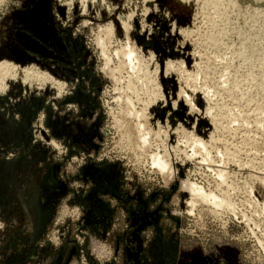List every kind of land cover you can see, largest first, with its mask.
I'll list each match as a JSON object with an SVG mask.
<instances>
[{
	"label": "rangeland",
	"instance_id": "1",
	"mask_svg": "<svg viewBox=\"0 0 264 264\" xmlns=\"http://www.w3.org/2000/svg\"><path fill=\"white\" fill-rule=\"evenodd\" d=\"M207 1L0 0V264H264V0Z\"/></svg>",
	"mask_w": 264,
	"mask_h": 264
},
{
	"label": "bare ground",
	"instance_id": "2",
	"mask_svg": "<svg viewBox=\"0 0 264 264\" xmlns=\"http://www.w3.org/2000/svg\"><path fill=\"white\" fill-rule=\"evenodd\" d=\"M206 1V0H205ZM209 1V0H208ZM208 1H207V3H208ZM218 0H216V2H217ZM228 1V0H227ZM226 2V1H225ZM229 2V1H228ZM212 3H213V1H212ZM215 3V2H214ZM213 3V8H214V11H216L218 14H219V12H221V7H219L218 5H216V4H214ZM220 3V2H219ZM227 5V4H226ZM211 6V5H210ZM177 7L180 9V7L177 5ZM228 10V9H227ZM224 13V12H223ZM221 14V13H220ZM219 14V15H220ZM214 15V14H213ZM225 16V15H224ZM216 20V19H215ZM225 20V19H224ZM218 21V20H217ZM215 23V22H214ZM220 23V22H219ZM107 31V30H106ZM108 32V31H107ZM102 40V39H101ZM101 42H103V41H101ZM100 44H102V43H100ZM101 46H103V44L101 45ZM102 48V47H101ZM122 50V49H121ZM102 53L103 54H105V52H104V50L102 49ZM118 53H120V54H122V56H123V58L122 59H125L126 60V62L128 63V65L130 66V68H132L133 67V62H134V58H135V51H134V48H132L131 46H127V47H125V49H123L122 51H120V52H118V51H116V52H114V54L115 55H117ZM102 54V55H103ZM105 58V57H104ZM107 60V63L110 61V59H106ZM260 60V59H259ZM257 61V60H256ZM106 63V65H108ZM264 63V62H263ZM127 65V64H126ZM106 67V70L107 71H109V72H114V69H110L108 66H105ZM8 66L7 65H1L0 66V74L1 73H4V72H6L7 70H8ZM260 68V67H259ZM118 69V68H117ZM116 69V70H117ZM258 69V68H257ZM3 75V74H2ZM39 75V74H38ZM35 76V75H34ZM41 76V75H40ZM41 78H43L42 80H44V79H46L45 77H44V75L43 76H41ZM38 79H40V78H38ZM46 80H48V79H46ZM244 80V79H243ZM235 83V82H234ZM227 86V85H226ZM227 91V90H226ZM155 92V91H154ZM189 96V95H188ZM130 101V100H129ZM131 102V101H130ZM127 103V102H126ZM199 103V102H198ZM131 104V103H130ZM133 107V106H132ZM248 107V106H247ZM124 113H126L125 115H129V116H134L133 114H132V111L130 112V111H128V112H124ZM143 113V112H142ZM256 114V113H255ZM136 116L138 117V118H140L141 117V114H136ZM136 116H135V119H136ZM137 118V119H138ZM129 120V119H128ZM134 120V119H133ZM130 121V120H129ZM254 124V123H253ZM131 125V124H130ZM144 125H145V123H144ZM124 126V125H123ZM125 126H126V123H125ZM121 129H123L124 127H120ZM129 128V127H128ZM145 128V127H144ZM143 125H141L140 123H138V121H137V123H134V124H132L131 125V127H130V130H131V133H130V135L132 136V138H133V140H134V143L136 144L135 146H133V147H136V149L138 148L139 150H141V152L142 151H144L145 152V149H147V147H148V144L150 143H148V131H146V132H144L143 131ZM125 129H127V128H125ZM125 129H123V130H125ZM122 130V131H123ZM150 130V129H149ZM126 131V130H125ZM126 132H128V131H126ZM127 134V133H126ZM125 134V135H126ZM188 137V136H187ZM196 140V139H195ZM209 140H211V139H209ZM193 142V141H192ZM193 143H196L197 145H202V142H200V141H196V142H193ZM238 143V142H237ZM127 144H129V142H127ZM132 144V143H131ZM189 144V143H188ZM196 144H194V145H196ZM150 146V145H149ZM127 147H129V146H127ZM131 147V146H130ZM201 147V146H200ZM200 147H198V148H200ZM203 147V146H202ZM149 149H150V147H149ZM152 149V148H151ZM166 149V148H165ZM172 149V148H171ZM195 149V148H194ZM197 149V148H196ZM131 150V149H130ZM132 151V150H131ZM193 151V150H192ZM136 152V151H135ZM158 152V151H157ZM165 152V151H164ZM194 152V151H193ZM132 153H133V151H132ZM194 154V153H193ZM196 154V153H195ZM204 154V153H203ZM209 154V153H208ZM245 155V154H244ZM133 156V155H132ZM136 156V155H135ZM164 156V155H163ZM163 156L161 155H159V154H152L151 156H150V160H151V164H152V166L153 167H155L157 170H158V173H160V175L161 174H164V173H171L172 171H171V166H170V164L167 162V160H165L164 158H163ZM168 157V156H167ZM193 157V156H192ZM191 157V158H192ZM230 157V156H229ZM132 158V157H131ZM134 158H136V157H134ZM141 159V161H142V158H140ZM144 159V158H143ZM189 159V158H188ZM136 160V159H135ZM210 160V159H209ZM145 161H147V160H145ZM208 161V160H207ZM212 161V160H211ZM139 164V163H138ZM212 165V164H211ZM151 166V165H150ZM249 166V165H248ZM213 167H214V165H213ZM222 167H220V169H221ZM224 168V167H223ZM247 168V167H246ZM254 168V167H253ZM252 168V169H253ZM256 168V167H255ZM218 170V169H217ZM224 170V169H223ZM223 170H218V172H216V173H218V177H216L217 179H218V181L220 182V185L221 184H225V183H228L227 181V174L225 173L226 171H223ZM253 172V171H252ZM256 172V171H255ZM228 173V172H227ZM252 174H255L254 175V177L255 178H257V179H259L257 182H261L262 184L261 185H263V187H264V174L262 173V174H259V172L258 173H252ZM215 175V174H214ZM170 176V175H169ZM169 176H168V178H169ZM230 176V175H229ZM251 176V175H250ZM249 176V177H250ZM253 177V176H252ZM253 177V178H254ZM216 179V180H217ZM250 179H252V178H250ZM188 180V179H187ZM256 180V179H255ZM186 181V180H185ZM250 181V180H249ZM251 182V181H250ZM259 182V183H260ZM184 183V185H182V186H184L185 188H186V190L190 193V198H191V205H189L190 207L191 206H193V207H195V205L196 204H198L199 205V202L201 203V205L202 204H204V205H208V206H210V207H213L214 209H216V210H218V209H220L219 211H221V210H223V211H227L228 212V214L230 213L231 215H237L236 214V207H235V204H234V202H233V200H232V198H230L231 196H230V193H228L227 192V190H226V188H225V191L223 192L222 190H221V192L220 193H215L214 191L213 192H206L204 189H202L201 187H197L196 185H194V184H189V183H185V182H183ZM226 185V184H225ZM228 186V185H227ZM184 187H182V188H184ZM216 187H218V186H216ZM215 188V187H214ZM228 189H229V187H227ZM215 189H217V188H215ZM220 189H221V186H220ZM231 189H232V187H231ZM234 189V188H233ZM185 190V189H184ZM230 190V189H229ZM228 190V191H229ZM186 191V192H187ZM220 191V190H219ZM244 191V190H243ZM234 192V191H233ZM188 193V194H189ZM231 194H233L234 195V193H231ZM232 195V196H233ZM235 199V198H234ZM198 202V203H197ZM260 204V206L262 207V210H264V203L263 202H261V203H259ZM197 205V206H198ZM256 205H258V204H256ZM238 206V205H237ZM201 207V206H200ZM193 208H191V210H192ZM238 209V208H237ZM210 210V209H209ZM216 210H215V212H216ZM211 211V210H210ZM214 211V210H213ZM199 213H202V212H199ZM212 214V213H211ZM218 214V213H217ZM242 214V213H241ZM244 215V214H243ZM216 216H218V215H216ZM220 216V215H219ZM239 217V216H238ZM235 218H236V216H235ZM244 221V220H243ZM263 248V251H264V246L262 247Z\"/></svg>",
	"mask_w": 264,
	"mask_h": 264
}]
</instances>
